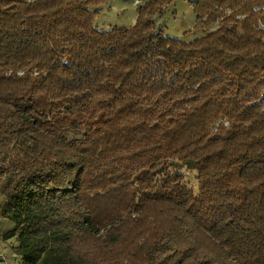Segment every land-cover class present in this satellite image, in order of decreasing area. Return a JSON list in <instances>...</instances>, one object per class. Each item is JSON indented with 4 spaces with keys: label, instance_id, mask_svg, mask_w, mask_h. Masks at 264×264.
<instances>
[{
    "label": "trees",
    "instance_id": "trees-1",
    "mask_svg": "<svg viewBox=\"0 0 264 264\" xmlns=\"http://www.w3.org/2000/svg\"><path fill=\"white\" fill-rule=\"evenodd\" d=\"M138 1L133 26L100 31L107 0H0L21 264H264V0H183L192 42L156 25L175 0Z\"/></svg>",
    "mask_w": 264,
    "mask_h": 264
},
{
    "label": "rangeland",
    "instance_id": "rangeland-1",
    "mask_svg": "<svg viewBox=\"0 0 264 264\" xmlns=\"http://www.w3.org/2000/svg\"><path fill=\"white\" fill-rule=\"evenodd\" d=\"M34 1V0H29ZM142 2L138 0H107V2L96 8L100 12V16L96 19L95 26L100 31L111 30L115 26L130 27L136 23L138 16L137 6ZM197 23L196 15L192 7L183 0H175L161 16H156V25L158 29H163L165 33L174 38L181 39L185 42L203 37L205 34L202 31H194L193 27ZM217 28L216 25L209 28L213 31ZM69 137H79L77 134H69ZM174 171L181 173L184 176L186 184L196 193L198 190L197 171L192 164L174 163ZM10 174V173H9ZM1 190V188H0ZM6 200L0 192V218H2V210ZM4 219V218H3ZM2 221L0 230H5L8 227H13L10 221ZM5 226H3V225ZM5 232V231H4ZM0 233L3 238L0 240V246H3L5 256L12 262L13 253L12 247L16 244V239L3 242L6 233ZM1 264V263H0Z\"/></svg>",
    "mask_w": 264,
    "mask_h": 264
},
{
    "label": "crops",
    "instance_id": "crops-1",
    "mask_svg": "<svg viewBox=\"0 0 264 264\" xmlns=\"http://www.w3.org/2000/svg\"><path fill=\"white\" fill-rule=\"evenodd\" d=\"M2 221H5L3 218H0V223ZM12 223V222H11ZM3 225V224H2ZM13 227H8L7 229L5 230H0V233L4 232L6 233V237L5 239H3V242L5 241H11V240H14L16 239L15 236H11L10 233L13 231L14 229V224L12 223ZM4 226V225H3ZM5 227V226H4ZM17 242V241H16ZM5 248V247H4ZM3 246H0V263L1 264H21V257L17 254V251H16V248H17V243L14 244V246L12 247V253H13V259H12V262H10V259H8L6 256H5V253L3 252Z\"/></svg>",
    "mask_w": 264,
    "mask_h": 264
},
{
    "label": "built area",
    "instance_id": "built-area-1",
    "mask_svg": "<svg viewBox=\"0 0 264 264\" xmlns=\"http://www.w3.org/2000/svg\"><path fill=\"white\" fill-rule=\"evenodd\" d=\"M1 238H3V236L0 234V240H1Z\"/></svg>",
    "mask_w": 264,
    "mask_h": 264
}]
</instances>
